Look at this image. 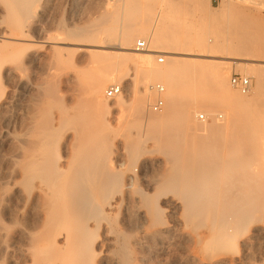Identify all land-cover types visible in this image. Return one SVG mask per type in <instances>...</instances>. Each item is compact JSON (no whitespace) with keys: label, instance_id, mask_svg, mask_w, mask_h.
Masks as SVG:
<instances>
[{"label":"bare ground","instance_id":"bare-ground-1","mask_svg":"<svg viewBox=\"0 0 264 264\" xmlns=\"http://www.w3.org/2000/svg\"><path fill=\"white\" fill-rule=\"evenodd\" d=\"M238 1L247 15L220 22L205 0H155L184 4L201 26L218 23L208 36L190 35L195 53L188 37L138 24L134 0L120 30L119 12L105 11L94 26L60 25L61 38L45 26L48 0H0V264H142L174 239L177 264H264V68L245 69L255 95L242 94L225 61L264 63V32L257 0ZM228 31L236 34L225 42ZM67 46L91 57L87 70H65L74 63ZM160 53L170 55L163 67ZM129 65L142 89L127 85L135 134L151 146L98 129L111 118L105 112L126 104L123 92L112 105L103 92L125 81ZM180 74L192 85L212 77L216 96L181 94ZM156 82L167 90L165 113L149 108L143 131ZM216 108L228 109L225 124L194 120Z\"/></svg>","mask_w":264,"mask_h":264},{"label":"rangeland","instance_id":"rangeland-1","mask_svg":"<svg viewBox=\"0 0 264 264\" xmlns=\"http://www.w3.org/2000/svg\"><path fill=\"white\" fill-rule=\"evenodd\" d=\"M129 1L131 0H48L47 2V7H46V13L44 15V23L45 26L48 25H53L50 27H53V36L56 35L55 38H61L62 37V31L60 29L61 27H74V28H83V27H90L94 26L96 24H100V17L105 13V11H118L119 12V17H120V22H119V30L121 29L122 23L128 20V4ZM206 2L209 3L211 7V13L214 15L216 19H218L220 22L222 19H234V20H239L240 18H243L244 16L247 15L246 13V7L247 5L241 1L238 0H222L219 5H213L210 3V1L205 0ZM157 4V3H156ZM155 4V0H134V10H135V17L136 21L138 24L143 26L146 30H155L159 32H168L170 33L174 39L177 41L181 39L185 40L191 39L192 40V50H197L196 47V42L194 41V38L196 35L195 33L197 32L198 35L199 33H202L205 36H208L210 32L218 25V23L215 21V23L209 22L206 26H201L199 24V19L197 20V16H194L193 13L191 14L190 11L187 9V7L182 4L181 6H177L171 10V8H166L164 9ZM258 4V12L259 14L254 15V19L261 24H263V29L260 31L264 32V0H257ZM246 5V6H245ZM245 7V8H244ZM161 8V9H160ZM162 9L164 11H162ZM161 11V12H160ZM252 17V15L250 16ZM198 24V25H197ZM200 25V26H199ZM56 27V28H55ZM59 27V28H58ZM104 27H106L104 25ZM102 28V27H100ZM189 28V32L187 31ZM248 28V27H247ZM62 29V28H61ZM245 31V28H243ZM254 29L251 30H246L245 33L250 36L255 38V34L253 33ZM188 32L189 34L187 35ZM236 34V31L233 32H226L224 35V40L225 42L230 41L233 39V36ZM103 35V34H102ZM187 35V36H186ZM192 35V36H190ZM142 38V37H140ZM185 38V39H184ZM193 38V39H192ZM250 40H252L251 37H249ZM148 44V43H147ZM137 42H135V48L137 47ZM196 47V48H195ZM63 48H68L70 52L69 55H71V61L74 63H71L69 65L68 63L65 66V70L68 72H71L73 74L79 72V71H84L87 70V66L90 63L91 57L89 55H85L84 53H80L77 51L79 47L77 46H67ZM199 49V48H198ZM107 50L108 52H112L113 50ZM201 51V49H199ZM199 50L197 51L199 53ZM202 52V51H201ZM200 52V53H201ZM168 53H171L168 50ZM202 53H205L204 51ZM207 53V52H206ZM167 56H170L169 54H164L160 53L158 54V58H163L164 62L159 63L157 62L156 58V65L159 67H163L168 64ZM220 57L223 59L228 56L227 52L225 53H220ZM217 57V56H216ZM191 58L190 60H184V62H195L200 60L204 61H209L213 60L210 57H188ZM250 55L244 57V58H238V57H232L230 60H225L228 61L230 64L227 65L229 71V82L231 85V78L234 75H241V76H246L245 69L247 67H254V68H264L262 64L264 63H259L256 62L254 59H252ZM232 62V63H231ZM183 63V62H182ZM234 63V64H233ZM152 61L148 62L146 66H151ZM185 64V63H184ZM255 65V66H254ZM133 66V65H132ZM131 65L125 70V81L123 82H116L114 81L113 83L108 84L103 92V98L108 102V104H114L116 102L117 97L114 99H108L107 98V92L112 86H122L123 88V95L125 96L126 104L123 107H118V108H112L109 112H105V115L108 116L109 122L106 124H101L98 125V129L101 131L108 132L115 136L118 141L124 142V141H131L134 143L136 140H138V143L144 146H151V141L146 140V139H139L136 134H135V94L131 95L130 89L127 88V85L132 86L133 88H136L137 90L141 91L140 85L135 81V69L134 67L132 68ZM132 68V69H131ZM134 70V71H133ZM252 79V91L250 92L249 95H255V84L256 81L254 77H249ZM133 79V80H132ZM180 79V87L179 91L181 94L183 93L184 95H188L191 98H196V97H213L216 96V93L214 92L213 89V78L210 76H207L205 78L198 79L193 85L189 83L188 78L185 74H180L179 75ZM137 84H136V83ZM163 85L161 82H156V85ZM128 89V90H127ZM165 92L161 96L164 99V108L167 102V90L164 87ZM233 90H237L233 88ZM238 91V90H237ZM151 97L153 98L151 104L147 107L145 111V115L142 118L141 123V129L144 131L146 128V123L148 121V118L150 115L153 113V116H161L162 113L164 114L165 109L159 113L152 112L151 106L157 101L158 95L154 91H150ZM264 94V93H262ZM261 94V95H262ZM65 93H62L61 96H65ZM258 97V100L264 99V95ZM150 108L151 114L148 113V109ZM71 112H75L74 110H70ZM98 109L96 106H94L92 109L88 110L87 113L89 114H94L97 113ZM227 112L228 109H221V108H216L214 110V113L212 115L206 113L204 109H198V111L194 115V120L196 123H199V126H204L208 125L211 123H215L218 125H223L227 121ZM149 114V116H148ZM200 115H205L207 117L206 121H200ZM222 116V119L219 117ZM201 124V125H200ZM92 127L91 125L89 128ZM94 129H97L96 127H93ZM144 128V129H143ZM264 156V153L263 155ZM261 156V158H262ZM154 157H161L160 154H154ZM264 159V157H263ZM137 170V168H136ZM135 170V171H136ZM172 243L175 245L177 241L174 239ZM174 245H171V248L167 250V252L161 253L160 257L158 259H155V256H151L149 259V256L146 259V262H143L142 264H177V261L174 260L175 256V248ZM155 260V261H154Z\"/></svg>","mask_w":264,"mask_h":264},{"label":"built area","instance_id":"built-area-1","mask_svg":"<svg viewBox=\"0 0 264 264\" xmlns=\"http://www.w3.org/2000/svg\"><path fill=\"white\" fill-rule=\"evenodd\" d=\"M213 5H219L222 0H208ZM146 43L142 42L138 44V49H146ZM160 63H163L164 60L161 58L159 60ZM231 85L233 88L239 90L242 94H248L252 88V79L249 77L241 76V75H234L231 78ZM157 95L158 99L157 102L154 103L151 108L155 113L161 112L164 106V102L162 100L161 95L164 93V88L161 85L153 86V88ZM123 92V88L120 86H112L107 92L108 99H114L116 96L120 95ZM222 119V116L219 117ZM207 117L205 115H200V121H206Z\"/></svg>","mask_w":264,"mask_h":264}]
</instances>
